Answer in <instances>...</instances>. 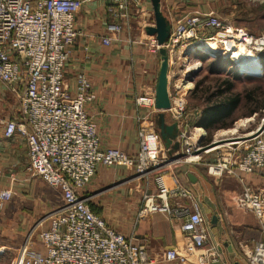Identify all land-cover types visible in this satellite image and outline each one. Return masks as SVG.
Wrapping results in <instances>:
<instances>
[{
    "label": "built area",
    "instance_id": "built-area-1",
    "mask_svg": "<svg viewBox=\"0 0 264 264\" xmlns=\"http://www.w3.org/2000/svg\"><path fill=\"white\" fill-rule=\"evenodd\" d=\"M81 5V0H0V83L18 98L21 114L20 119H0V124L6 137L19 135L26 139L28 170L57 188L63 198V205L40 222L49 221V227L40 231L46 252L33 251L27 241L19 248L13 264L154 262L144 243L114 229L94 212L82 194L100 165L125 166L133 169L137 178L158 175L159 191L145 195L138 216L143 219L160 213L170 220L183 218L177 225L182 241L164 251V262L210 264L222 257L209 244V227L199 198L173 167L207 162L205 157L209 154H217L214 162L206 163L209 175L221 176L227 171L239 178L243 188L234 197L235 205L253 214L264 231V189L240 177L241 172H264V115L256 129L246 134L249 139L215 150L209 147L217 141L205 145V129L192 127L188 118V96L195 88L191 73L202 67L194 59L196 48L203 41H215L220 50H215L214 56L218 52L229 56L242 74L241 60L232 51L245 48L251 56L249 61L244 58L246 64L257 65L264 53V34L254 35L213 10L197 11L172 22L166 44L170 54L168 112L182 128L184 157L170 161L155 127L154 117L158 112L155 89H148L136 98L138 109L145 110L137 116L139 151L130 154L117 147L102 146L98 125L87 112V106L96 100L89 75L77 74L74 91L65 77L72 48L80 34L76 18ZM143 6L144 0H111L108 10L113 20L107 25L103 43L111 45L114 36L126 29L131 31L132 16L144 13ZM149 25L152 24L143 25L144 31ZM151 38L153 50L159 52L156 38ZM245 76L257 77L262 73ZM3 174L0 169V177ZM167 177L171 179L170 185L166 183ZM13 195L10 188L0 189V207ZM245 252L247 264H264V242L255 243Z\"/></svg>",
    "mask_w": 264,
    "mask_h": 264
},
{
    "label": "crops",
    "instance_id": "crops-1",
    "mask_svg": "<svg viewBox=\"0 0 264 264\" xmlns=\"http://www.w3.org/2000/svg\"><path fill=\"white\" fill-rule=\"evenodd\" d=\"M210 1L163 0V9L173 22L197 11L212 10ZM81 2L76 18L80 34L65 69L66 81L74 91L77 74L85 72L89 75L96 100L87 106V112L98 125L102 146L137 153L140 126L137 116L144 114L145 110L138 109L136 98L148 89H155L160 54L153 50L152 38L140 26L141 20L133 23L131 31L126 29L114 36L111 45L104 44L102 39L106 35L107 25L113 20L108 10L111 0ZM212 3L219 6L215 0ZM143 9V19H147L144 24H154L151 0H144ZM250 10V6L242 0H232L233 16L246 14ZM216 11L222 14L220 8ZM221 17L224 18L223 15ZM226 20L235 23L230 18ZM7 110L0 112V119L9 115L20 119V112L18 115L13 112L9 114L10 108ZM28 167L26 139L19 135L8 138L1 127L0 169L7 176L0 180V189L10 188L14 195L0 207V261L7 255L11 259L10 264L27 241L33 251L46 252L40 231L49 227V221L40 222L63 205L60 191L41 177L32 175ZM178 167L174 166L175 173L201 202L209 227V244L215 246L222 256L218 261L222 264H247L246 249L257 242H264V231L253 214L235 205L234 197L243 188L239 178L232 176V179L215 186L203 169L191 164ZM189 173L194 175L196 183L190 181ZM240 177L246 183L264 189V172H241ZM165 180L171 184L170 177ZM158 191V175H151L145 184L136 177L133 169L100 165L82 194L88 198L94 212L114 229L146 245L154 261L150 264H166L162 261V254L182 241L177 225L183 218L170 220L160 213L143 219L138 216L145 195ZM42 225L45 227L40 228Z\"/></svg>",
    "mask_w": 264,
    "mask_h": 264
},
{
    "label": "rangeland",
    "instance_id": "rangeland-1",
    "mask_svg": "<svg viewBox=\"0 0 264 264\" xmlns=\"http://www.w3.org/2000/svg\"><path fill=\"white\" fill-rule=\"evenodd\" d=\"M212 1L213 0L210 1L212 10L217 13L218 11L216 10L220 8V12L222 13L221 15H223L224 18L228 17L233 20L236 26L246 28L253 34H264V0H242L250 6L251 10L246 14L238 16L232 15V0H215L216 5H219L218 7L214 6ZM219 2L221 4H219ZM134 12H136V10L133 8L132 13ZM137 15L138 16H132L131 23H137L138 20H141L140 26H143V24L147 22V19H143L145 17L144 14L140 13ZM194 59L200 61L202 63V67L196 70V75H194L195 88L193 92L188 96V118L189 123L192 127L193 125L199 126V120H201L205 109L208 108L211 103H217L218 101L223 100V98L225 97L232 98V96L236 94L241 95V101L237 109L227 120L220 122L219 125H215L209 130L205 129L206 136L204 138V144H211L217 141L215 144L226 146V143L228 144L231 142L228 140L229 138L246 136L247 133L255 130L258 122L264 115V109L258 111L254 119L252 116H254L255 114H251V111L255 108H259L260 106H264V72L262 76L257 77L245 76L247 73L246 71H242V74H239L236 65L233 64V60L230 61L231 59L229 58V56L224 57V55L222 54L214 56L209 55L203 51H196L194 52ZM219 90H224L225 94L223 96H216L211 99L210 97L212 96V94L218 92ZM251 92L253 94L255 93V95H253V98L249 97V94ZM8 107L10 108L9 114H12L13 112V114L16 113L18 115V113L20 112V103L18 101V98L14 94H12L9 89H7L0 83V112L2 113V111L4 110H6L7 112ZM10 116L11 115L3 119L11 118ZM246 119L252 120L248 121L245 125H241L242 122H244ZM237 126L238 128H236ZM1 127L2 125L0 124V128ZM235 129H237L236 132H234ZM225 139L227 140L225 141ZM241 141L242 140H239V142ZM215 155L217 156V154L215 153L207 155L205 157L206 161L214 162ZM207 162H199L191 165L203 169L208 180L211 183H214L215 186H219L226 179H232V173H229L227 171L221 176L209 175L206 165ZM182 165L188 164H179V167ZM6 176L7 174L4 173L3 176L0 177V180H3ZM138 179L142 180L145 184L149 181V177H142ZM43 226L45 227V225H42L40 228H44ZM10 260V257L6 255L0 261V264H10ZM165 263L177 264L170 262ZM213 264H222V262L216 261Z\"/></svg>",
    "mask_w": 264,
    "mask_h": 264
},
{
    "label": "water",
    "instance_id": "water-1",
    "mask_svg": "<svg viewBox=\"0 0 264 264\" xmlns=\"http://www.w3.org/2000/svg\"><path fill=\"white\" fill-rule=\"evenodd\" d=\"M151 3L155 21L154 24L147 26L145 31L148 35L154 36L160 46V65L155 87V104L158 112L155 114L154 122L156 129L160 132L164 146L168 150L170 161H176L184 157V154L181 152L182 128L178 121L171 119L168 112L171 108L169 94L170 54L166 44L170 39L173 23L171 17L163 9V0H151ZM191 75H196V71ZM249 138L250 136H237L228 140L238 141ZM188 177L192 183H196V178L192 173H189Z\"/></svg>",
    "mask_w": 264,
    "mask_h": 264
},
{
    "label": "trees",
    "instance_id": "trees-1",
    "mask_svg": "<svg viewBox=\"0 0 264 264\" xmlns=\"http://www.w3.org/2000/svg\"><path fill=\"white\" fill-rule=\"evenodd\" d=\"M254 35H257V34H254ZM262 60L264 64V53L262 54ZM224 94H225L224 90H219L218 92L213 93L210 98L212 99L213 97H216V96H223ZM253 95H255V93L253 94L251 92L249 94V97L253 98ZM230 98L225 97L223 98V100L218 101L217 103H211L210 106L205 109L201 117V120H199L198 124L203 126L206 130H209L210 128H213L215 125H219L220 122L227 120L237 109L241 101V95L236 94L232 96L231 99ZM262 109H264V106L255 108L254 110L251 111V114H256L258 111Z\"/></svg>",
    "mask_w": 264,
    "mask_h": 264
},
{
    "label": "bare ground",
    "instance_id": "bare-ground-1",
    "mask_svg": "<svg viewBox=\"0 0 264 264\" xmlns=\"http://www.w3.org/2000/svg\"><path fill=\"white\" fill-rule=\"evenodd\" d=\"M218 48H219V46H218V44L215 41H213V40H207V41H203L198 46V48H196V50L197 51H201V52L203 51V52H205V53H207L209 55H210V53H212L214 55V53H216L215 50H220ZM232 52H233V54H234L235 57H237L239 60H241V61H239V63L242 64V66H241L243 68L242 71H246L249 74L256 73V72H259V73H262L263 74V72H264V65H263L262 60H260L257 65H255V64L248 65V64H246V62L251 59V56L248 55V51L245 48H243V47L237 48V49L233 50ZM219 54H221V53L218 52L217 55H219ZM222 55H224V57H227V55H225V54H222ZM244 58H249V59L247 61H244ZM251 120L252 119H248V120L246 119L244 122H242L241 125H245L248 121H251ZM236 128H238V126ZM236 131H237V129H235L234 132H236ZM233 142H235V143H228V144H226V146L240 143L239 141H233ZM214 144H212L209 147L211 150H215V149H218V148H221V147L225 146V145H220V144H215V145Z\"/></svg>",
    "mask_w": 264,
    "mask_h": 264
}]
</instances>
